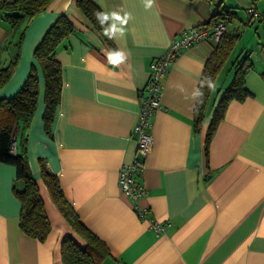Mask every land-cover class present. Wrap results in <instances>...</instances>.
<instances>
[{
  "label": "crops",
  "instance_id": "crops-1",
  "mask_svg": "<svg viewBox=\"0 0 264 264\" xmlns=\"http://www.w3.org/2000/svg\"><path fill=\"white\" fill-rule=\"evenodd\" d=\"M92 1L109 18L104 30L90 23L76 0H52L15 31L0 8V68L17 60L0 99L22 88L35 49L61 15L76 26L57 50L63 86L51 134L43 123L42 76L27 131L29 166L51 229L44 241L22 232L21 204L13 193L16 168L0 163V264H62V240L72 236L81 243L42 179L40 159L59 178L81 221L109 246L102 264H264V0ZM223 6L236 13L227 31L241 33L240 54L218 76L199 133L198 88L216 44H194L170 67L162 107L153 117V148L139 179L147 189L139 203L149 209L148 220H141L121 188L119 170L137 153L133 131L150 64L181 31L208 24ZM252 7L261 17L250 22ZM117 53L121 59L113 62ZM247 53L254 67L246 86L253 96L231 102L207 160L211 116L235 63ZM151 220L165 224L163 234L151 229Z\"/></svg>",
  "mask_w": 264,
  "mask_h": 264
},
{
  "label": "trees",
  "instance_id": "trees-1",
  "mask_svg": "<svg viewBox=\"0 0 264 264\" xmlns=\"http://www.w3.org/2000/svg\"><path fill=\"white\" fill-rule=\"evenodd\" d=\"M51 1L14 0L8 2L5 0L0 3V8L15 31L25 20L46 9ZM76 6L97 29L104 30L109 25V18L92 0H76ZM235 18L234 10L223 6L221 11L212 15L209 23L222 20L227 24L232 23ZM75 31L74 23L66 15H61L35 49L33 54L35 62L22 88L11 98L0 99V163L13 165L16 168L13 193L21 204L20 228L22 232L41 241L47 237L51 225L39 185L31 174L27 156V131L37 110L42 76L45 105L43 123L46 133L51 134L61 102L63 86L62 68L57 60V50L62 42ZM240 37L241 33L226 31L216 43L213 53L204 66L194 112V127L197 133L202 131L204 122L209 116V105L217 78L232 55ZM16 65L17 60H14L9 66L0 68V89L11 79ZM253 67L249 53L242 55L235 63L234 77L219 99L209 122L204 144L207 160L213 138L231 102H244L253 96L246 86V77ZM262 76L264 78V72ZM17 127H19L18 131ZM14 142L17 143L16 154L11 153ZM40 166L42 179L53 201L81 240L79 243L72 236H66L62 240V264H102L111 255L109 246L81 221L76 210L65 197L59 178L44 164L42 159H40ZM19 186H22V190Z\"/></svg>",
  "mask_w": 264,
  "mask_h": 264
},
{
  "label": "built area",
  "instance_id": "built-area-1",
  "mask_svg": "<svg viewBox=\"0 0 264 264\" xmlns=\"http://www.w3.org/2000/svg\"><path fill=\"white\" fill-rule=\"evenodd\" d=\"M5 0H0V3ZM249 20L260 19L261 14L254 8L248 10ZM227 31V24L222 20L209 24L185 29L171 41L168 49L150 64L149 79L141 92L138 121L133 131L137 145V153L133 161L123 164L119 170V182L122 190L131 198L139 219L148 220L149 209L140 205V200L147 194L145 185L139 180L145 169L146 159L153 148V117L162 107L163 81L170 67L188 47L200 42L218 43ZM17 143L14 142L11 153L16 154ZM151 229L163 234L165 224L151 220Z\"/></svg>",
  "mask_w": 264,
  "mask_h": 264
},
{
  "label": "rangeland",
  "instance_id": "rangeland-1",
  "mask_svg": "<svg viewBox=\"0 0 264 264\" xmlns=\"http://www.w3.org/2000/svg\"><path fill=\"white\" fill-rule=\"evenodd\" d=\"M250 47H251V45H250ZM239 54H240V48L239 47H236L234 49L232 55L230 56L229 60H228V65H227L228 72L231 69L230 64H233V62L237 59V57L239 56Z\"/></svg>",
  "mask_w": 264,
  "mask_h": 264
},
{
  "label": "clouds",
  "instance_id": "clouds-1",
  "mask_svg": "<svg viewBox=\"0 0 264 264\" xmlns=\"http://www.w3.org/2000/svg\"><path fill=\"white\" fill-rule=\"evenodd\" d=\"M120 59H121V54L117 53V54H115V57H114V61L113 62H116V61H118Z\"/></svg>",
  "mask_w": 264,
  "mask_h": 264
}]
</instances>
